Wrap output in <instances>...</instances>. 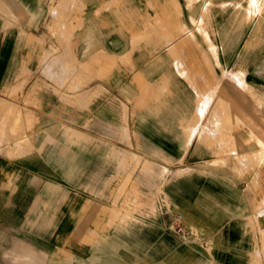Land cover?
Here are the masks:
<instances>
[{
    "label": "rangeland",
    "instance_id": "obj_1",
    "mask_svg": "<svg viewBox=\"0 0 264 264\" xmlns=\"http://www.w3.org/2000/svg\"><path fill=\"white\" fill-rule=\"evenodd\" d=\"M200 1L202 37L180 40L191 52L186 54L191 63L185 79L194 97L198 73L216 86L197 91L196 102L201 101L197 109L207 117L186 119V126L191 129L203 122L221 131L233 129L234 134L128 133L126 117L119 135L58 133L51 126L64 117L41 119L28 109L34 105L32 99H22L21 109L14 96L15 103L4 110L11 147V162L4 172L11 181L7 185L10 197L0 217L25 223L18 233L38 244L36 252L41 255L39 260L13 264H264L262 224L251 217L249 227L242 228L245 218L227 221L226 215L227 207L231 216L233 204L242 197L240 191H233L237 184L260 191L264 213V5L261 0ZM227 8L233 9L240 30L249 24L246 37L207 36L211 14L223 15ZM141 41L143 47L163 44L161 38ZM194 45L202 47L199 65ZM225 50L233 57L230 66L242 69V75L223 72ZM145 56L137 55L134 61L140 65ZM42 76L49 77L46 71ZM227 78L234 85L227 86ZM231 90L233 102L226 96ZM135 103L124 102L123 114L134 110ZM152 106L148 103L145 108ZM210 109L218 116L209 117ZM73 120L80 126L87 117ZM96 120L90 117L91 123ZM40 125L45 132L33 134ZM189 137L191 142L197 137L208 146L214 144L215 149L206 151L205 161L193 160V147L185 158ZM37 154L47 165L30 164ZM35 170L43 176L41 189L28 176L26 182L21 181ZM175 215L182 216L181 233L170 228ZM35 223L42 229H32Z\"/></svg>",
    "mask_w": 264,
    "mask_h": 264
},
{
    "label": "crops",
    "instance_id": "obj_2",
    "mask_svg": "<svg viewBox=\"0 0 264 264\" xmlns=\"http://www.w3.org/2000/svg\"><path fill=\"white\" fill-rule=\"evenodd\" d=\"M261 4L264 5V0ZM232 11L227 8L223 15L211 14L210 34L207 36L246 37L249 24H243L240 30V26L235 25L237 19ZM202 22L200 0L192 5L186 0L169 3L165 0H0V214L7 206L10 197L8 182L11 181L4 172V166L11 162L8 157L10 127L4 110L15 103L14 96L21 109L24 108L23 100L32 99L34 105L28 109L41 119L44 116L64 117L62 121L57 120L59 124L51 126L57 127L58 133L119 135L124 132L123 118L126 117L129 119L128 133L233 135V129L221 131L214 126H204L203 122L191 129L186 126V119L207 117L206 112L197 109L201 103L200 100L198 104L196 102L197 91L216 86H211L206 77L198 73L193 90L195 97L187 89L185 69L191 63V57L187 59L186 54L191 52L187 51L185 41L180 40L202 37ZM154 38H161L163 44L145 47L139 44L141 39ZM193 48L195 64L199 65L202 47L194 45ZM225 54L227 67L223 72L242 75V69L239 71L230 66L233 57L228 50ZM137 55H146L140 65L134 61ZM248 70L249 65L245 67V71ZM43 71L48 78L42 76ZM227 80L230 81L227 86L234 85L231 79ZM226 96L227 101L233 102L232 90L227 91ZM124 102H136L137 106L124 115ZM148 103L153 104V108H145ZM217 113L210 109L209 117L218 116ZM75 117H87V120L79 126L74 123ZM90 117L97 122L91 123ZM43 132L42 125L32 131L33 134ZM198 140L194 137L191 142L189 137L185 158L191 155L193 147V160L201 163L206 159V151L215 149V146L213 143L206 145L203 139ZM146 141L151 140L147 138ZM30 164L47 165L38 154ZM27 176L35 187L42 188L43 176L39 172L24 174L21 181L26 182ZM235 189L242 197L233 204L231 216L230 207H227V221L230 217L234 221L235 217L241 216L245 218L241 220L242 228H248L249 218L255 217L262 224L259 228L264 229L260 191L249 184L242 188L237 184L233 186V191ZM31 226L32 229H42L36 223ZM23 228L25 223L0 217V264L39 260L38 244L27 241L18 233Z\"/></svg>",
    "mask_w": 264,
    "mask_h": 264
},
{
    "label": "built area",
    "instance_id": "obj_3",
    "mask_svg": "<svg viewBox=\"0 0 264 264\" xmlns=\"http://www.w3.org/2000/svg\"><path fill=\"white\" fill-rule=\"evenodd\" d=\"M182 221V216L181 215H175L173 218V223L175 225H171L170 228L172 229L173 232L176 233H181L182 232V227L180 226Z\"/></svg>",
    "mask_w": 264,
    "mask_h": 264
}]
</instances>
